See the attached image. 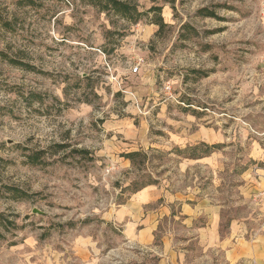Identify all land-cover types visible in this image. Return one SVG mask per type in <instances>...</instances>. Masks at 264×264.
Wrapping results in <instances>:
<instances>
[{"label": "rangeland", "instance_id": "obj_1", "mask_svg": "<svg viewBox=\"0 0 264 264\" xmlns=\"http://www.w3.org/2000/svg\"><path fill=\"white\" fill-rule=\"evenodd\" d=\"M263 1H162L159 28L88 0H0V264H157L162 234L190 233L165 219L135 241L127 200L144 182L221 205L224 229L261 228ZM191 246L189 264H226Z\"/></svg>", "mask_w": 264, "mask_h": 264}, {"label": "crops", "instance_id": "obj_2", "mask_svg": "<svg viewBox=\"0 0 264 264\" xmlns=\"http://www.w3.org/2000/svg\"><path fill=\"white\" fill-rule=\"evenodd\" d=\"M259 178L258 185L250 189L264 190V177ZM133 192L127 205L138 216L133 237L140 246L152 244L153 232L165 219H179L190 233L184 239H177L172 233L162 234L158 246L150 248L158 256L157 264H189L193 247L187 245L191 244L197 248L195 256L211 258L219 255L226 264H264V225L254 232L246 222L247 217H231L224 229L222 206L205 197L193 195L181 200L177 195L163 194L149 184Z\"/></svg>", "mask_w": 264, "mask_h": 264}, {"label": "trees", "instance_id": "obj_3", "mask_svg": "<svg viewBox=\"0 0 264 264\" xmlns=\"http://www.w3.org/2000/svg\"><path fill=\"white\" fill-rule=\"evenodd\" d=\"M151 5L148 7L147 10L141 11L139 9V4L138 0H88V3L97 8V10L101 12H111L114 16L125 20L127 22L131 23H137L142 19L143 16L148 15L149 13H152L153 15L151 16V22L158 25L160 28L163 25V18L161 16V10L162 6L159 4L162 1L166 0H149ZM199 13L205 16H215V13L211 10H208L205 7L199 8L198 10ZM13 61V60H12ZM21 65H23L21 63ZM219 145L218 144H211L208 145L204 142L199 143L198 145L192 146L193 149H197L199 147L202 148L203 155L208 154L213 150L214 148H217ZM64 147V146H62ZM81 153L87 154L88 151L86 149H81L78 150ZM123 156L131 161V163H136V159L138 157L145 158L147 155L144 152L141 151H129L123 154ZM189 157H200V155H191ZM29 161L30 163H36L39 159V155H31L29 156ZM150 184V182H144L134 188V191L144 187L145 185ZM7 191H12L14 193H20L21 195H25V192H22L18 188L11 187V186H6ZM4 215L0 213V219L3 221Z\"/></svg>", "mask_w": 264, "mask_h": 264}, {"label": "built area", "instance_id": "obj_4", "mask_svg": "<svg viewBox=\"0 0 264 264\" xmlns=\"http://www.w3.org/2000/svg\"><path fill=\"white\" fill-rule=\"evenodd\" d=\"M262 6L264 7V1L262 2ZM143 62V58L139 57L138 60L136 61L135 65L132 67V72H137L139 70L140 65Z\"/></svg>", "mask_w": 264, "mask_h": 264}]
</instances>
